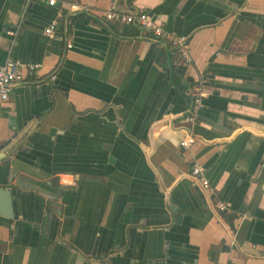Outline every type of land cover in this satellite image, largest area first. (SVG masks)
<instances>
[{"label": "crops", "instance_id": "1", "mask_svg": "<svg viewBox=\"0 0 264 264\" xmlns=\"http://www.w3.org/2000/svg\"><path fill=\"white\" fill-rule=\"evenodd\" d=\"M54 1L0 0V66H42L0 107L1 153L29 133L0 162V264H264V0ZM109 10L186 37L192 64Z\"/></svg>", "mask_w": 264, "mask_h": 264}, {"label": "built area", "instance_id": "2", "mask_svg": "<svg viewBox=\"0 0 264 264\" xmlns=\"http://www.w3.org/2000/svg\"><path fill=\"white\" fill-rule=\"evenodd\" d=\"M51 6H54V0H48ZM107 21L115 24H128L135 25L142 29L144 32L150 34L155 40L161 41L169 45L174 49L181 57L184 65L188 66L192 64V57L190 55V47L188 44V39L184 36L168 33L165 28L155 21L154 17L148 13H136L131 14H120L109 10L105 14ZM59 23L57 21H52V23L45 28L44 34L48 38L52 39L55 37ZM71 48V46L69 45ZM41 64L34 63H22L14 61L12 59H7L3 65L0 66V107L11 98V90L13 87L24 80L26 75L32 76L38 73L41 69ZM55 77H52L54 80ZM203 108L202 95H198L194 99V104L183 117V122L189 126H193L196 123V118L198 113ZM196 143V138L193 134L186 136L180 143L181 148L184 150H189ZM1 151V147H0ZM190 178L197 183L204 191L210 189L209 181L205 176L204 169L196 165L190 174ZM218 209L221 213H226L228 207L225 203H220Z\"/></svg>", "mask_w": 264, "mask_h": 264}, {"label": "water", "instance_id": "3", "mask_svg": "<svg viewBox=\"0 0 264 264\" xmlns=\"http://www.w3.org/2000/svg\"><path fill=\"white\" fill-rule=\"evenodd\" d=\"M136 13H139V12H136ZM130 26H133V25H130ZM155 41L160 43L161 45H163L165 48H169V45H167L166 43L161 42V41H157V40H155ZM52 77H54V76L52 75L51 78ZM27 78H28V75H26L24 77V80L21 83L15 85L13 88L25 84L27 82ZM193 104H194V100L192 99L191 100V107L193 106ZM28 137H29V133H25L23 136H21L15 143H13L3 153H1V151H0V162L2 160L3 161H7L8 159L12 158L15 155V153L18 152L20 144L23 141H25L26 139H28ZM8 145H10V142H9ZM11 162L12 161L9 160V162H6V164L7 165H11ZM8 182H9V179H8ZM12 189H13V186L11 184L7 183V182H3V184L0 185V214H2L3 216H5L7 218H13V199H14V194H13Z\"/></svg>", "mask_w": 264, "mask_h": 264}, {"label": "trees", "instance_id": "4", "mask_svg": "<svg viewBox=\"0 0 264 264\" xmlns=\"http://www.w3.org/2000/svg\"><path fill=\"white\" fill-rule=\"evenodd\" d=\"M225 215V214H224Z\"/></svg>", "mask_w": 264, "mask_h": 264}]
</instances>
